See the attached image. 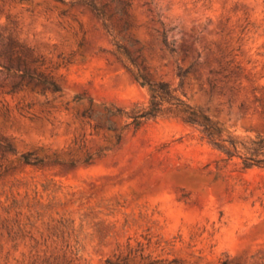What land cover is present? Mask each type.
I'll use <instances>...</instances> for the list:
<instances>
[{
  "label": "rangeland",
  "instance_id": "1",
  "mask_svg": "<svg viewBox=\"0 0 264 264\" xmlns=\"http://www.w3.org/2000/svg\"><path fill=\"white\" fill-rule=\"evenodd\" d=\"M123 1L130 26L109 21L151 81L177 88L176 65L189 68L175 93L190 107L236 139L264 135V0ZM12 42L60 91H10L18 78L0 69L14 149H0V264H264V167L242 169L174 107L134 129L148 88L88 8L0 0V63Z\"/></svg>",
  "mask_w": 264,
  "mask_h": 264
},
{
  "label": "trees",
  "instance_id": "2",
  "mask_svg": "<svg viewBox=\"0 0 264 264\" xmlns=\"http://www.w3.org/2000/svg\"><path fill=\"white\" fill-rule=\"evenodd\" d=\"M63 2V0H58ZM69 5H82L88 8L92 14L101 22L104 31L112 37L114 52L113 55L123 67L132 74L133 78L141 85H145L149 91V100L147 106L138 110L131 116V125L134 129L146 120L154 119L162 110L174 107L179 109L185 120L197 125L205 141L212 147L221 150L227 158L237 156L242 169L252 166L264 167V135L256 134L253 137L244 139H236L230 133L225 131L217 123L213 122L208 116L190 107L182 98L184 94L180 91L176 94L175 91L181 88L183 79L189 71V68H181L176 65L175 75L178 78L177 88H171L168 83L163 81H151L146 74L137 66L136 59L139 57L133 56L120 40L116 39L115 31L109 21L110 17L115 16L121 22L122 30H126L130 24L127 18L126 8L130 6V1L123 0H104L103 3H98L97 0H69ZM108 12V14H107ZM168 29L162 28L161 41L169 53L174 54L176 51L174 40L169 39ZM134 42H137L135 40ZM133 43H130L132 45ZM35 59L26 55L21 45L14 42L10 44L7 52L6 64L0 63V69L7 74H11L18 78V81L11 84L10 91L21 88V82L27 79V82L33 81L34 85H41L42 88L50 89L53 92L60 91V86L53 80L44 77L41 73L29 71L28 64L34 62ZM34 70V68H33ZM119 134L116 135V142L119 141ZM0 149L14 151L12 145L0 137ZM90 158L88 156L85 161ZM23 162L33 165H41L42 159L35 156L33 153H25L21 155ZM171 260L163 262L161 260H152L146 264H174ZM113 264H119L115 262ZM219 264H228L226 259L220 261Z\"/></svg>",
  "mask_w": 264,
  "mask_h": 264
}]
</instances>
